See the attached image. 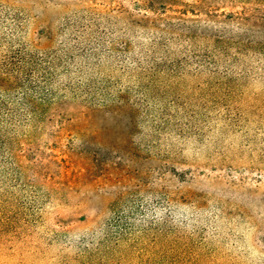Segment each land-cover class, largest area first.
<instances>
[{
  "label": "rangeland",
  "instance_id": "obj_1",
  "mask_svg": "<svg viewBox=\"0 0 264 264\" xmlns=\"http://www.w3.org/2000/svg\"><path fill=\"white\" fill-rule=\"evenodd\" d=\"M58 90L0 170V264H264V0H0V59Z\"/></svg>",
  "mask_w": 264,
  "mask_h": 264
},
{
  "label": "trees",
  "instance_id": "obj_2",
  "mask_svg": "<svg viewBox=\"0 0 264 264\" xmlns=\"http://www.w3.org/2000/svg\"><path fill=\"white\" fill-rule=\"evenodd\" d=\"M50 64L22 50L0 59V170L15 165L16 137L42 123L59 91Z\"/></svg>",
  "mask_w": 264,
  "mask_h": 264
}]
</instances>
